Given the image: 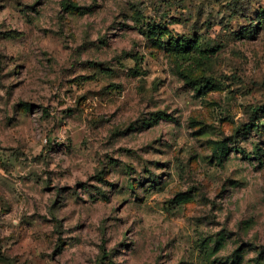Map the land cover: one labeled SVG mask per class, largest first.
Here are the masks:
<instances>
[{"label":"rangeland","instance_id":"374dc122","mask_svg":"<svg viewBox=\"0 0 264 264\" xmlns=\"http://www.w3.org/2000/svg\"><path fill=\"white\" fill-rule=\"evenodd\" d=\"M0 264H264V0H0Z\"/></svg>","mask_w":264,"mask_h":264},{"label":"trees","instance_id":"16d2710c","mask_svg":"<svg viewBox=\"0 0 264 264\" xmlns=\"http://www.w3.org/2000/svg\"><path fill=\"white\" fill-rule=\"evenodd\" d=\"M165 49L169 52L174 53L177 56L195 53L196 55H194L192 59H194V62L196 63H199L200 61L209 60L211 54L214 53V50L201 51L198 47V43L193 42L189 39L172 40L169 45L165 46ZM57 249L58 253H61L63 251V242L57 245Z\"/></svg>","mask_w":264,"mask_h":264}]
</instances>
